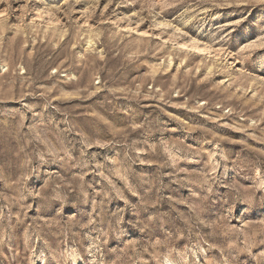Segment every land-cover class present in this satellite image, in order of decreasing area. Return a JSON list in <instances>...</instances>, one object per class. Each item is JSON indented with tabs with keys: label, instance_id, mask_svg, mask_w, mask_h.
Returning a JSON list of instances; mask_svg holds the SVG:
<instances>
[{
	"label": "rangeland",
	"instance_id": "rangeland-1",
	"mask_svg": "<svg viewBox=\"0 0 264 264\" xmlns=\"http://www.w3.org/2000/svg\"><path fill=\"white\" fill-rule=\"evenodd\" d=\"M0 264H264V0H0Z\"/></svg>",
	"mask_w": 264,
	"mask_h": 264
},
{
	"label": "bare ground",
	"instance_id": "bare-ground-1",
	"mask_svg": "<svg viewBox=\"0 0 264 264\" xmlns=\"http://www.w3.org/2000/svg\"><path fill=\"white\" fill-rule=\"evenodd\" d=\"M76 1H77V0H76ZM45 5H46V7L48 8L47 10H52V9L49 7V5H50L49 3H46ZM130 14H133V12L130 11ZM164 21L166 22L165 19L161 20V23H163ZM167 24H169V23H167ZM187 42H189V40H186L183 44L187 46ZM189 44L192 45L193 48H198L199 50H206L205 46L202 47V48H200L199 46H197V41H196V39H195V40L193 39V41L190 42ZM189 44H188L187 47L190 46Z\"/></svg>",
	"mask_w": 264,
	"mask_h": 264
}]
</instances>
